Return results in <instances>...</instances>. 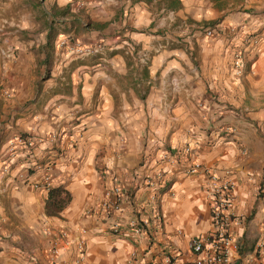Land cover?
I'll return each mask as SVG.
<instances>
[{"label": "crops", "instance_id": "1", "mask_svg": "<svg viewBox=\"0 0 264 264\" xmlns=\"http://www.w3.org/2000/svg\"><path fill=\"white\" fill-rule=\"evenodd\" d=\"M171 1H90L110 23L108 46L94 61L49 68L48 3L38 23L32 0H0V264L193 263L191 239L212 227L207 177L186 172L194 162L236 183L231 264L261 263L264 0ZM216 19L213 37L195 30ZM22 134L40 139L30 156L14 143ZM158 171L161 224L143 184ZM47 185L70 193L62 211L48 210ZM117 185L130 198L109 216ZM135 216L151 220L150 236L131 234Z\"/></svg>", "mask_w": 264, "mask_h": 264}, {"label": "built area", "instance_id": "2", "mask_svg": "<svg viewBox=\"0 0 264 264\" xmlns=\"http://www.w3.org/2000/svg\"><path fill=\"white\" fill-rule=\"evenodd\" d=\"M214 29L208 30V35H212ZM65 44V42H63ZM91 52L90 48L87 50ZM77 53H84L81 48L77 49ZM245 51H237L234 57V70L237 76H243L245 73ZM231 135L237 133V129L233 128L229 124L222 126ZM40 139L29 135H20L14 138V143L18 144L29 156L33 149H35L37 142ZM16 145L13 144V147ZM185 153H191L190 147L183 149ZM173 154H168L163 157V161L168 160ZM175 162V161H174ZM203 171L207 177V189L208 196L211 203V219L212 227L210 231L205 235L193 237L190 242L192 252L195 254L196 259L191 264H231V254L239 249L238 243L230 233V222L231 220L237 219L232 212L233 203L235 200L236 183L230 178V173L226 178H221L213 169L203 166L200 162H194L187 168L188 174H194L198 171ZM165 174L163 171H158L155 176H146L143 184L147 185L153 190L150 196V200L155 206V218L160 224L163 221V215L159 209V204L162 199V180ZM48 181V178H46ZM50 185H47L49 190ZM124 198H130V193L126 194L124 189L120 186H114L106 192V201L104 207L107 210L109 216L117 213L121 210ZM112 232L116 235L124 234L123 227L114 223L112 225ZM128 230L135 237L148 235L150 236L152 222L149 218L137 217L132 218L128 225ZM174 257L165 256V264H175ZM131 264H139L135 258ZM151 264H160L158 262H152ZM260 264H264V253L263 259Z\"/></svg>", "mask_w": 264, "mask_h": 264}, {"label": "rangeland", "instance_id": "3", "mask_svg": "<svg viewBox=\"0 0 264 264\" xmlns=\"http://www.w3.org/2000/svg\"><path fill=\"white\" fill-rule=\"evenodd\" d=\"M90 1L92 0H32L33 16H38V23L41 22L42 5L44 6L48 3L49 6L48 14L50 24L48 27L50 33H52L50 36L51 39H49V68H52L54 65H59L62 62L66 64L73 60V62L78 63L87 62L89 61L88 59L94 61L100 57L105 47L108 46L106 33L109 32L110 23L104 22V9L90 7ZM166 2H169L172 6L171 0H166ZM42 19H44L43 15ZM218 22L220 21L216 19L210 22L199 23L195 26V30L201 32L203 36L211 38L216 33L208 35V30H218ZM37 27L36 32L39 33L40 30L45 29V24H42V26L38 25ZM177 30L179 31L181 29L177 28ZM60 33H63L62 38L59 36ZM58 37L61 38L59 42ZM78 48L83 49L84 53H77ZM88 48H90L91 52L87 51ZM56 49L60 50L59 54H56ZM37 60L40 65V61H43L44 57L41 59V56L38 54ZM47 73V76H50L52 70L50 69Z\"/></svg>", "mask_w": 264, "mask_h": 264}, {"label": "trees", "instance_id": "4", "mask_svg": "<svg viewBox=\"0 0 264 264\" xmlns=\"http://www.w3.org/2000/svg\"><path fill=\"white\" fill-rule=\"evenodd\" d=\"M175 7L177 8L176 4ZM48 192H49L48 210L50 209V213H56L62 211L71 201L70 193L62 187H58V188L49 187Z\"/></svg>", "mask_w": 264, "mask_h": 264}]
</instances>
